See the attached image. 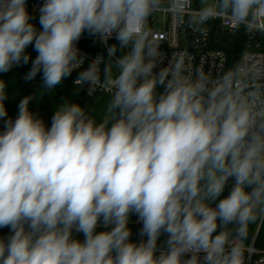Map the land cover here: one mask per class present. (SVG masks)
Listing matches in <instances>:
<instances>
[{
  "label": "clouds",
  "instance_id": "clouds-1",
  "mask_svg": "<svg viewBox=\"0 0 264 264\" xmlns=\"http://www.w3.org/2000/svg\"><path fill=\"white\" fill-rule=\"evenodd\" d=\"M192 3L42 0L37 28L26 0H0V73L31 61L25 79L41 74L51 92L80 69L77 90L96 105L103 94L98 112L57 106L49 127L31 96L8 117L0 80V264H264L251 251L264 226V59L245 51L214 70L190 44L166 50L154 23L264 39V0ZM85 34L106 46L87 67Z\"/></svg>",
  "mask_w": 264,
  "mask_h": 264
},
{
  "label": "trees",
  "instance_id": "trees-1",
  "mask_svg": "<svg viewBox=\"0 0 264 264\" xmlns=\"http://www.w3.org/2000/svg\"><path fill=\"white\" fill-rule=\"evenodd\" d=\"M192 6H198V0H193ZM38 28V27H37ZM245 37L241 33H236L232 36L225 37V45L223 46L229 60L239 58V54L242 51V45ZM116 41L110 40L109 44ZM99 41L95 37H90L87 34L82 36L78 46L87 50H96L98 48ZM34 59L36 53L30 46L27 50ZM106 56V55H105ZM31 67V61L27 65H21L13 67L7 73H0V80L6 83L7 99L4 101L5 107L8 112V117L15 119L18 113L17 105L19 101L25 96H31L33 99L29 103V109L37 117L42 118L47 126L51 125V118L57 106L65 103H77L81 105L86 111H91L94 108L98 110L103 107V94L96 105V95L90 97L84 92V88L77 90V86L73 83L74 74L64 79L55 89L51 92L46 90L43 86L41 74L32 80H26L25 75ZM3 127V121H0V128ZM227 194V192L225 193ZM131 223L129 227L133 231L132 239L135 241L138 239L136 233L139 231L141 224L137 223V217H131ZM8 229H0V236H6ZM81 240L82 235H79ZM254 244L258 248H264V226L256 228Z\"/></svg>",
  "mask_w": 264,
  "mask_h": 264
},
{
  "label": "built area",
  "instance_id": "built-area-1",
  "mask_svg": "<svg viewBox=\"0 0 264 264\" xmlns=\"http://www.w3.org/2000/svg\"><path fill=\"white\" fill-rule=\"evenodd\" d=\"M26 3L29 13L36 17V19L32 22L39 28L37 23L39 15L38 9L42 0H26ZM192 7L196 8L198 6ZM192 14L194 15L195 13ZM154 23L162 28V31L158 33V36L165 42L164 48L166 50H168V46L176 48L178 46L190 44L195 49L199 62L214 70H220L224 67L225 56H227L223 48L225 45V37L236 34L227 30V24L213 22L210 25L209 33L206 36H200L197 33H194L191 29L187 28L184 20L177 19L175 16L171 19L167 16L159 17ZM241 35L245 37V40L239 56L242 52L247 51L251 53V55L248 56L249 59L257 57L264 59V39H261L260 37H250L242 33ZM78 48L80 49L81 54L85 57L84 67H87L90 60L95 58L97 55H106V46L102 45L100 42L96 50H87L80 46H78ZM79 71L80 69H77L72 72L74 74L73 83L77 78ZM83 88L87 96L92 97L95 95L88 94L86 85ZM251 251L253 253V262L258 261L259 256L264 255V248L256 247L254 240Z\"/></svg>",
  "mask_w": 264,
  "mask_h": 264
}]
</instances>
